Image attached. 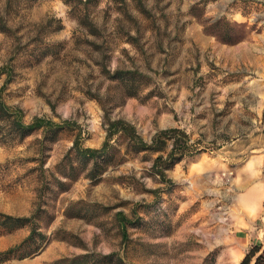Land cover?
I'll return each mask as SVG.
<instances>
[{"label":"rangeland","instance_id":"374dc122","mask_svg":"<svg viewBox=\"0 0 264 264\" xmlns=\"http://www.w3.org/2000/svg\"><path fill=\"white\" fill-rule=\"evenodd\" d=\"M223 38L263 43L264 0H0V98L27 122L46 115L81 127L20 137L0 113V212L30 217L18 230H35L16 256L39 249L29 264L81 254L94 264H240L254 244L264 246V202L256 207L260 195L250 196L264 183V165L245 177L216 151L255 128V99L250 91L238 97L249 90L239 85L219 96L230 77L193 71L200 47ZM206 53L214 76L219 67ZM107 68L142 71L138 95L127 96ZM107 114L131 121L148 141L203 116L215 132L167 171L171 182L152 168L157 154H126L121 144L94 177L72 147L79 131L85 145L100 147ZM118 211L133 221L127 238ZM2 222L0 236L11 228ZM15 259L9 264H26Z\"/></svg>","mask_w":264,"mask_h":264},{"label":"trees","instance_id":"16d2710c","mask_svg":"<svg viewBox=\"0 0 264 264\" xmlns=\"http://www.w3.org/2000/svg\"><path fill=\"white\" fill-rule=\"evenodd\" d=\"M71 1V0H69ZM219 19L211 22V26H215ZM92 26H95L92 24ZM213 35L219 36L214 32ZM242 39H224L223 43H237ZM4 68L0 70L3 72ZM107 76L123 85L125 90L127 89V96L132 97L138 95L139 87L137 88L140 77L146 76L139 69H115L112 71L107 68ZM4 86L2 87V89ZM1 89V90H2ZM0 113L4 115L3 119L10 120L11 129L20 137H25L32 134L35 131L43 130L45 133L57 134L66 129L75 130L81 128L77 121L71 118H63L61 121H56L53 117L46 115L35 116L31 121L27 122L24 119V112L19 107L8 105L2 98H0ZM104 126L107 131L105 140L100 147H92L85 145L82 139V132L79 131L76 135L73 144V151L78 159L86 162H92L93 169L91 175L94 177L99 176L104 170L107 163V167L114 161L117 156L119 148L117 144H121L125 147V153L131 152H153L157 154L153 159L152 168L162 178L163 181L171 182V178L168 177L167 171L175 166L176 163L181 161L186 156L194 155L200 152L202 149L198 146L197 142L192 139V136L188 131L181 127H168L158 130L150 141L146 140L139 132L137 126L129 120L124 118H111L108 114L105 116ZM98 170V172H96ZM158 189H154L156 193ZM133 212H135L133 210ZM119 222L122 227L123 237H128V224L133 221L128 217L124 211H118ZM31 219L30 217H16L7 213L0 212V221L3 224H9L7 232L11 233L17 229V226L21 223H27ZM18 224V225H17ZM35 230L33 229L30 234L18 245L10 248L7 251L0 252V262H4L9 259H23L26 257L34 256L38 254L39 249L30 250L22 255L16 253L22 251L25 247L30 245V242L34 238ZM109 255L108 257H111ZM107 257V255H106ZM93 256L89 254H81L74 256H64L53 260L48 264H94L92 261ZM135 264V263H134ZM240 264H264V246L261 242L254 244L250 250L246 253Z\"/></svg>","mask_w":264,"mask_h":264},{"label":"crops","instance_id":"0c3cea01","mask_svg":"<svg viewBox=\"0 0 264 264\" xmlns=\"http://www.w3.org/2000/svg\"><path fill=\"white\" fill-rule=\"evenodd\" d=\"M208 50L213 54L215 63L220 71L214 76H207L211 69L214 70L207 60L206 52ZM200 51V68L198 71H195V69L193 70L197 76L204 74L205 77H230V83H227V87H231V89H224L219 96H224V94L227 95L228 91L226 90L233 93L235 86L239 85L249 90L242 93V95H238V97H246L250 91L255 99L254 103L251 104L252 109L259 116V119H256L257 123H255V128L250 130L249 133L247 131L243 132L247 133L243 136H240L238 132L234 140L230 141L227 138L222 143L218 142L219 148H217L216 151L223 161L234 163L233 166H236L237 170L247 172L245 177L257 176L259 172H262L261 165H264V42L259 43L247 40L228 44L208 39L200 47ZM184 65L190 66L186 61ZM193 65L197 66V63H193ZM237 77L243 78L237 80L235 79ZM252 83L255 84L253 91L250 86ZM208 93V91H205V94ZM234 96L233 94V97ZM243 106H246L245 102ZM213 128L214 124H211L208 119L203 116L196 127L192 126L191 129L187 128V131L195 141L200 137H205L209 140L214 136L213 132H215V130ZM256 191L261 199L254 204H257L256 207H259L264 202V183L256 185L251 190L250 196L252 192ZM27 236V234L22 233L21 230L18 229L0 236V252L7 251L20 244ZM36 256H38V254L19 260L29 264ZM13 260L16 259H9L0 262V264H9V262Z\"/></svg>","mask_w":264,"mask_h":264}]
</instances>
